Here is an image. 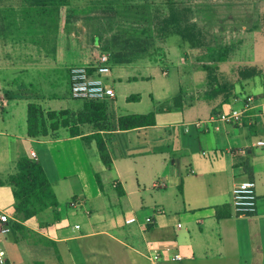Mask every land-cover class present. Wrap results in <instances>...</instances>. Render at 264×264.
<instances>
[{
  "label": "crops",
  "instance_id": "0c3cea01",
  "mask_svg": "<svg viewBox=\"0 0 264 264\" xmlns=\"http://www.w3.org/2000/svg\"><path fill=\"white\" fill-rule=\"evenodd\" d=\"M56 1L0 0V213L18 221L10 177L31 152L58 202L23 223L33 234L0 235L6 264H264V147L256 146L264 140V63L253 58L264 44V6ZM102 52L111 55L105 80L114 91L104 116L73 100L68 82L70 67ZM32 71L46 83L36 103L25 94ZM245 103L240 123L209 122ZM30 105L63 113L55 130L30 136ZM152 112L154 126L118 129L120 117ZM245 179L256 184L257 212L237 216L231 193ZM130 217L137 222L125 224Z\"/></svg>",
  "mask_w": 264,
  "mask_h": 264
},
{
  "label": "trees",
  "instance_id": "16d2710c",
  "mask_svg": "<svg viewBox=\"0 0 264 264\" xmlns=\"http://www.w3.org/2000/svg\"><path fill=\"white\" fill-rule=\"evenodd\" d=\"M31 1L34 5H57L56 0ZM58 3L60 2L58 1ZM104 102L84 101L83 103L89 111H97L104 116L106 112ZM28 111L29 135L33 137H43L48 134L49 130H55L52 125L57 126L59 116L63 115V113L55 112L44 113L36 105H30ZM47 123L49 126H47ZM117 125L121 131L154 126L155 115L153 112L144 115H126L118 119ZM40 130L44 132L39 134ZM94 138L101 161L109 167L111 160L103 140L98 135ZM10 185L14 199L15 217L18 220L11 223V230L12 233H19L24 238L25 235L33 233L26 229L23 223L48 208L57 207L58 202L41 164L32 157H23L17 162V172L10 177Z\"/></svg>",
  "mask_w": 264,
  "mask_h": 264
},
{
  "label": "built area",
  "instance_id": "2783aa9c",
  "mask_svg": "<svg viewBox=\"0 0 264 264\" xmlns=\"http://www.w3.org/2000/svg\"><path fill=\"white\" fill-rule=\"evenodd\" d=\"M110 56L107 52H102L88 64L72 66L68 70V82L70 97L74 100L87 102H104L114 97L112 87L108 86L105 77L110 75ZM249 101V100H248ZM249 110V105L244 104L241 109H231L225 113H219L211 117L210 123L237 124L242 121L245 112ZM200 123H198L197 126ZM256 146L264 147V140L256 142ZM31 157L36 160L35 153L31 152ZM231 208L237 216H250L257 212L256 184L254 180L245 179L237 183L231 193ZM75 207V203H70ZM11 222L7 215L0 213V235H5L11 231ZM125 224L136 223L135 217L124 220ZM153 223L151 218L145 219V226ZM180 225H178L179 227ZM78 226H76L77 228ZM168 250V249H167ZM156 251V250H155ZM154 251L151 256L153 260L159 259V252ZM179 255H174L172 261H180ZM7 258L4 250H0V264H6Z\"/></svg>",
  "mask_w": 264,
  "mask_h": 264
},
{
  "label": "rangeland",
  "instance_id": "374dc122",
  "mask_svg": "<svg viewBox=\"0 0 264 264\" xmlns=\"http://www.w3.org/2000/svg\"><path fill=\"white\" fill-rule=\"evenodd\" d=\"M257 6H258L259 9H260L261 6H264V0H258ZM118 46H119V44H118ZM258 47L259 48H258L257 52L256 51H252L251 49H250V51H247V50H244V51L251 52V54L256 52V54H255V56L253 58H258L257 60H259L262 63H264V44H260V45H258ZM244 51H242V53H243V55H246V58H247L248 55ZM238 55H240V54H238ZM110 57H111V55H110ZM110 61H112V59ZM236 62H238V64L241 65V66L244 65V64H248L247 63L248 62L247 59H244V57L239 58V60H236ZM32 72L33 73H30L28 75H30V77L33 78V80H34L33 87L28 88V91H26L25 94H29L30 96L27 95L28 98H30L32 100V102L36 103L38 101H36L35 97H39V95L42 94V91L45 92V87L42 88L41 83H43L42 85H44V86L46 85V83H45V81L42 80V79H44V75H41L42 73H38V72L36 73L34 71H32ZM159 81L162 83V85H166L168 82H169V84H174L173 83L174 82V78L172 76H170L169 78H165V77L159 76ZM62 86H63L62 87L63 91L68 92L67 88L65 87L64 82H63ZM36 90L38 92H36ZM36 93L38 95H36ZM66 94L68 95V93H66ZM174 100H175L174 97L172 99H170V105L171 106L174 104ZM77 101H79V100H77ZM4 111H6V110H4ZM1 112L2 111H0V113ZM43 132L44 131L40 130L39 134H42ZM170 193H171L170 189H167V192L165 194L164 193H160L159 196L160 197H168L170 195ZM144 197L145 198L147 197L148 199H150V194L148 192H146V194L143 196V198ZM166 212H169V211H166Z\"/></svg>",
  "mask_w": 264,
  "mask_h": 264
}]
</instances>
